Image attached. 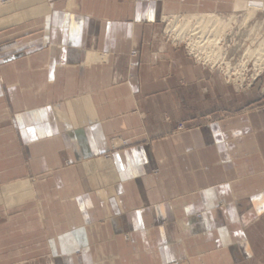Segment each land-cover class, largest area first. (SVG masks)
Segmentation results:
<instances>
[{"label":"crops","instance_id":"1","mask_svg":"<svg viewBox=\"0 0 264 264\" xmlns=\"http://www.w3.org/2000/svg\"><path fill=\"white\" fill-rule=\"evenodd\" d=\"M20 1L16 9L26 8L25 22L11 24L13 12H0V37L22 25H42L28 40L41 37L43 47L28 53L25 65L10 68V75L0 74V87L9 84L12 99L27 91L46 105L58 103L64 116L75 105L76 142L68 150L88 153L87 159L115 150L111 137L128 147L107 161L111 176L105 188L89 195L83 222L65 212L62 199L58 209L43 203L34 221L31 209L19 210L24 223L10 225V240H0V250L14 247L10 257L17 263L23 254L39 253L53 256L56 264H193L201 240L196 233H219L252 215L244 202L264 195V140L250 115L200 123L220 115L204 93L181 105L174 74L183 72L201 89L211 70L180 59L177 44L164 41L161 24L193 15L227 16L237 0ZM51 89L59 92L52 96ZM180 123L187 130L177 133ZM80 199L74 195L69 203L77 210ZM32 200L12 202L11 212Z\"/></svg>","mask_w":264,"mask_h":264},{"label":"rangeland","instance_id":"2","mask_svg":"<svg viewBox=\"0 0 264 264\" xmlns=\"http://www.w3.org/2000/svg\"><path fill=\"white\" fill-rule=\"evenodd\" d=\"M176 1L192 2L193 0ZM20 2V0H0V12H8L9 10L13 12L12 15L14 16L10 18L11 24H19L26 20V17H24L26 16V8L20 11L16 9ZM26 2L27 0H24L25 4ZM243 18L244 14H239L238 26ZM263 21L264 11L258 14L256 20L247 26L248 28H239L234 25L226 43L222 46L225 49L223 53L227 56V62L232 60V64L237 65L243 53V49L237 51L240 48L239 43L247 44L250 28L256 26L257 29H261L260 26L264 27V25H261L264 23ZM168 23H161L163 38L166 43L174 46L172 44L173 39L167 34V31H169ZM39 27L42 28V25L32 24L28 29L25 25H22L19 29H14L15 32L9 29L8 33L0 37V74L4 75L6 72L7 75H10L7 71L15 64L25 65L28 53L38 52L42 49V38L40 36L33 43L28 40L33 31L38 34L42 32L37 31ZM235 33H239L237 44H233L230 39V36ZM185 45V43H182L174 46L180 51L181 57L179 58L190 60L192 64L197 65L196 58L194 59L191 56L189 47ZM131 56L135 57L134 51L131 52ZM249 68L248 78L243 89L239 92L238 89L240 88L234 85H224L223 77L218 70L216 72L206 70L208 72L207 77H209L208 82L202 84L201 89L196 87V83L189 84L188 79L182 77V75H185L183 72H179V75L176 73L174 76H177L179 82L176 81L175 84L179 83V87L177 86L173 90L184 107L186 102L189 101L188 99H196L204 93L205 97L213 102L211 108L220 109L218 110L219 116L214 114H212L214 116H205L200 123L250 115L253 119V125L258 129L263 141L264 73L254 82L251 88H247L248 82L254 74L252 65ZM178 76L182 77V81L179 80ZM20 80L23 82L21 85L26 88V75H23ZM209 81H217L215 83L216 87L207 85ZM0 88L2 89V93H0V116L5 117L0 120V240H10V235H8L10 233H7V231L11 224L24 223L23 212H19V210L31 209L30 213L34 214L32 216L34 221L37 220V215L41 212L43 203H45V206L51 204L52 209H58L60 202H65L66 206H63L65 212L73 215V220L83 222L81 212H83L85 206L89 207L88 205L92 201L89 195H94L105 188V180L111 176L107 161L113 160L114 154L127 148L128 145L124 143L115 150L92 154L87 159L88 153L83 152L80 154L78 150L77 152L68 150L70 147L74 149L75 144L73 143L76 142V135L74 136L73 133L75 130V105L71 104L69 107L63 105V108L64 106L70 108L69 114L64 116L60 113L58 103L46 105L41 96H29L27 91L19 98L17 95L16 99H12L9 84L2 85ZM30 89L32 88L28 90ZM49 92L53 96L59 92V89H51ZM195 112L205 113L202 109L198 111L196 109ZM185 130H187L186 124L180 123L175 132L180 133ZM60 132H67L70 137L60 136ZM7 139H10L8 143H6ZM118 140L120 141L119 137L109 138L110 145ZM148 140L151 141L150 138ZM252 163L248 162V165ZM256 163L254 164L257 165ZM120 193L122 192L118 194L121 195ZM74 195L81 198L77 202V204H81V207L77 210L69 203ZM31 197L33 200L27 202L28 204L25 203V207V204H23L17 210L15 209V212H11L13 211L10 210L12 202L16 203L18 199ZM258 198L244 202V207H250L254 211L251 216H244L239 224L227 225L230 227L226 226L227 228L219 233L215 230L210 233L203 231L196 233V235H199L196 240H201L195 243V261H193V264H264V195L259 194ZM24 214H26V211H24ZM70 219L72 218L70 217ZM220 220L225 223L226 218ZM12 250H15V248L6 250L2 248L0 250V252L5 253L1 257L3 260H0V264H56L53 256L49 259L42 258V254L39 253L33 255V257H31L32 255L26 257L23 254V262L17 263L15 258L11 260L10 252ZM6 253H8V256H6ZM76 255L81 256L80 252H77ZM20 258L19 261H22ZM69 264H74V262L69 261ZM80 264L82 263L80 262Z\"/></svg>","mask_w":264,"mask_h":264},{"label":"bare ground","instance_id":"3","mask_svg":"<svg viewBox=\"0 0 264 264\" xmlns=\"http://www.w3.org/2000/svg\"><path fill=\"white\" fill-rule=\"evenodd\" d=\"M262 11H264V0H237L235 12L227 16L210 14L169 19L168 35L173 39V44L185 43L197 62L213 72L218 70L225 83L240 88L239 92L248 78L250 65L254 74L247 88H251L264 73V27L260 26L261 29H257L256 26L249 27L247 44L239 43L240 48L237 51L243 49V53L235 66L232 60L227 62V56L223 53L225 49L222 46L226 43L234 25L238 26L239 14L243 13L244 18L238 27L248 28L247 26L256 20ZM238 34L230 36L233 44H237ZM134 53L136 55V52ZM120 146L119 140L112 143L113 149Z\"/></svg>","mask_w":264,"mask_h":264}]
</instances>
